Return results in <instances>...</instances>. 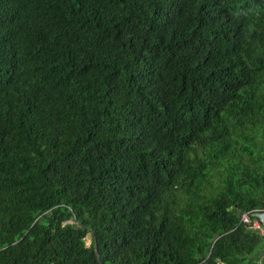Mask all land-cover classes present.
Returning a JSON list of instances; mask_svg holds the SVG:
<instances>
[{"label": "trees", "instance_id": "obj_1", "mask_svg": "<svg viewBox=\"0 0 264 264\" xmlns=\"http://www.w3.org/2000/svg\"><path fill=\"white\" fill-rule=\"evenodd\" d=\"M260 212L264 0H0V264H264Z\"/></svg>", "mask_w": 264, "mask_h": 264}, {"label": "built area", "instance_id": "obj_2", "mask_svg": "<svg viewBox=\"0 0 264 264\" xmlns=\"http://www.w3.org/2000/svg\"><path fill=\"white\" fill-rule=\"evenodd\" d=\"M259 211H262V210H259ZM257 220H253L252 221V226L253 227H256V228H260V226H263L261 227L260 231H262L264 233V213L260 212L259 214H257ZM240 221H242L243 223H246L248 224L250 222V218H249V215L244 212V213H241L240 214Z\"/></svg>", "mask_w": 264, "mask_h": 264}, {"label": "rangeland", "instance_id": "obj_3", "mask_svg": "<svg viewBox=\"0 0 264 264\" xmlns=\"http://www.w3.org/2000/svg\"><path fill=\"white\" fill-rule=\"evenodd\" d=\"M85 241H86V246H89L91 243L90 235H88V237H86Z\"/></svg>", "mask_w": 264, "mask_h": 264}]
</instances>
